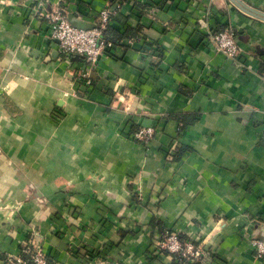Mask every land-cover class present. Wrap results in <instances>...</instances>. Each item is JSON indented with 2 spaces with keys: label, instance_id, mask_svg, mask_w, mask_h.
Wrapping results in <instances>:
<instances>
[{
  "label": "crops",
  "instance_id": "crops-1",
  "mask_svg": "<svg viewBox=\"0 0 264 264\" xmlns=\"http://www.w3.org/2000/svg\"><path fill=\"white\" fill-rule=\"evenodd\" d=\"M38 2L81 28L108 8L107 56H62ZM165 230L205 258L175 260ZM262 235L264 22L229 0H0V264L32 242L48 264H264Z\"/></svg>",
  "mask_w": 264,
  "mask_h": 264
},
{
  "label": "built area",
  "instance_id": "built-area-1",
  "mask_svg": "<svg viewBox=\"0 0 264 264\" xmlns=\"http://www.w3.org/2000/svg\"><path fill=\"white\" fill-rule=\"evenodd\" d=\"M36 13L47 23L50 37L57 41L62 56H81L89 66H96L107 56L113 43L105 37V31L111 21L112 12L108 8L100 11L97 21L88 28L73 25L61 9L46 10L41 2L37 3ZM210 13L203 10L198 18L200 27L205 32L208 44L227 59L238 61L243 50L237 41L236 31L229 26L215 30L209 26ZM85 76V75H84ZM155 132V127H141L134 131V140L147 143ZM160 247L180 263L202 261L206 251L192 240H181L176 231L165 230L161 235ZM250 244L259 258H264V235L250 239ZM22 249L28 259L22 256H8L4 264H48L42 248L35 243H27ZM93 260V258H92Z\"/></svg>",
  "mask_w": 264,
  "mask_h": 264
},
{
  "label": "water",
  "instance_id": "water-1",
  "mask_svg": "<svg viewBox=\"0 0 264 264\" xmlns=\"http://www.w3.org/2000/svg\"><path fill=\"white\" fill-rule=\"evenodd\" d=\"M229 2L241 13L254 18L256 20L264 22V11L257 9L255 7H252L242 0H229ZM78 57V56H75ZM32 264V263H30Z\"/></svg>",
  "mask_w": 264,
  "mask_h": 264
},
{
  "label": "trees",
  "instance_id": "trees-1",
  "mask_svg": "<svg viewBox=\"0 0 264 264\" xmlns=\"http://www.w3.org/2000/svg\"><path fill=\"white\" fill-rule=\"evenodd\" d=\"M218 30V29H217ZM219 30H221V29H219ZM110 32L112 33V30L111 29H108V28H106V31H105V37L107 38V40H109V41H111L112 39L111 38H109L107 35L108 34H110ZM236 36H237V32H236ZM111 39V40H110ZM112 43H113V41H111ZM183 122V123H182ZM181 123H182V125H185L186 123L184 122V120L182 121ZM185 123V124H184ZM93 254H91L90 256H89V259H92L93 258Z\"/></svg>",
  "mask_w": 264,
  "mask_h": 264
}]
</instances>
